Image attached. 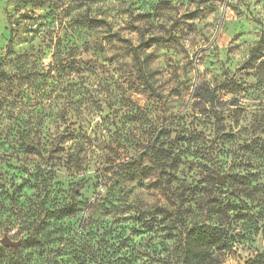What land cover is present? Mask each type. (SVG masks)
<instances>
[{"label": "rangeland", "instance_id": "obj_1", "mask_svg": "<svg viewBox=\"0 0 264 264\" xmlns=\"http://www.w3.org/2000/svg\"><path fill=\"white\" fill-rule=\"evenodd\" d=\"M0 68V264L75 260L86 227L115 264H170L197 227L223 264L264 255V0H0ZM57 199L62 243L19 249Z\"/></svg>", "mask_w": 264, "mask_h": 264}, {"label": "trees", "instance_id": "obj_2", "mask_svg": "<svg viewBox=\"0 0 264 264\" xmlns=\"http://www.w3.org/2000/svg\"><path fill=\"white\" fill-rule=\"evenodd\" d=\"M94 23L96 25L95 27L109 26V24L103 20H96L94 21ZM8 47H10V44ZM132 54L137 65L139 66V69L142 71L143 64L137 52V49H132ZM75 160L79 161L76 163L78 164L77 166L81 167L83 162H81L79 157ZM62 163L63 160L61 158H49L46 163L39 164L36 167L35 175H33L32 177H34L39 184L42 183L41 185H45V189L52 187V182L56 178V168L59 167V165H61ZM164 188L167 193L170 192V189L167 186H164ZM33 207L34 209H30L27 213L24 212L26 211V209L22 210L17 217L16 222H13L14 226L21 227L20 231L22 233H26L28 235V239L24 242L25 246H21L19 247V249H44L47 247L48 241L53 244L54 241L60 240L59 236L61 234L57 235L55 231H52V229L54 230L56 227H58L59 223L62 224L68 219L75 218L77 214V208L74 205L65 200L60 201L59 199L54 201L51 210L48 211V214L46 215H43L41 213L39 206ZM87 221H91V218L89 217ZM95 231L96 233H94ZM99 232L100 230H97V228H84L83 233L86 234L85 239L87 238V240H85V243H82V245H85L83 248V254L82 256L77 257V259H69L67 262H64L62 260V257L67 254V245L65 244L62 247V244H60V253L59 251L56 254L53 253L50 258L41 262L40 264H115L110 254L111 246H109L107 243V253L102 257L97 256V252H94V248L88 245L90 242L94 241V236H97V233ZM219 247L220 239L218 238V236L215 233L208 231L206 228L197 227L193 229H186L182 233V239L177 250L178 257L174 259V261L170 264H223V262L214 255V251ZM138 261L139 260L135 259V264H140ZM245 264H264V255H260L254 259H250Z\"/></svg>", "mask_w": 264, "mask_h": 264}, {"label": "water", "instance_id": "obj_3", "mask_svg": "<svg viewBox=\"0 0 264 264\" xmlns=\"http://www.w3.org/2000/svg\"><path fill=\"white\" fill-rule=\"evenodd\" d=\"M2 244L4 246H7V247H19V243H14L12 242L11 240H9V238H5L3 241H2Z\"/></svg>", "mask_w": 264, "mask_h": 264}]
</instances>
